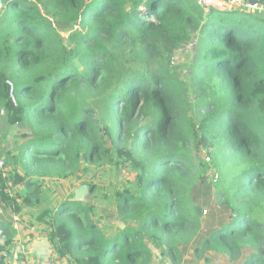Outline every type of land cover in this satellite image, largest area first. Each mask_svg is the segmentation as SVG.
Instances as JSON below:
<instances>
[{
  "label": "clouds",
  "instance_id": "1",
  "mask_svg": "<svg viewBox=\"0 0 264 264\" xmlns=\"http://www.w3.org/2000/svg\"><path fill=\"white\" fill-rule=\"evenodd\" d=\"M0 225V264H264V0H0Z\"/></svg>",
  "mask_w": 264,
  "mask_h": 264
},
{
  "label": "crops",
  "instance_id": "2",
  "mask_svg": "<svg viewBox=\"0 0 264 264\" xmlns=\"http://www.w3.org/2000/svg\"><path fill=\"white\" fill-rule=\"evenodd\" d=\"M32 248L37 252V255L43 257L48 252V241L45 237L37 235L35 238ZM31 264V262H29Z\"/></svg>",
  "mask_w": 264,
  "mask_h": 264
},
{
  "label": "trees",
  "instance_id": "3",
  "mask_svg": "<svg viewBox=\"0 0 264 264\" xmlns=\"http://www.w3.org/2000/svg\"><path fill=\"white\" fill-rule=\"evenodd\" d=\"M3 226L2 225H0V228H2Z\"/></svg>",
  "mask_w": 264,
  "mask_h": 264
}]
</instances>
